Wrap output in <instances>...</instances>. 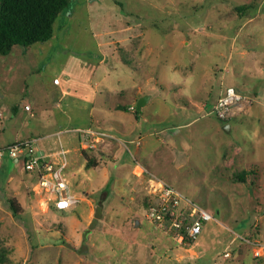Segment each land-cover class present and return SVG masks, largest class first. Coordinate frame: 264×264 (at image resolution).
I'll use <instances>...</instances> for the list:
<instances>
[{
	"label": "rangeland",
	"instance_id": "1",
	"mask_svg": "<svg viewBox=\"0 0 264 264\" xmlns=\"http://www.w3.org/2000/svg\"><path fill=\"white\" fill-rule=\"evenodd\" d=\"M100 51L107 68L92 78ZM97 82L119 92L106 104L123 116L90 117ZM227 87L254 104L224 123L208 112ZM59 94L70 120L52 113ZM140 95L150 100L137 111ZM53 119L97 120L111 141L69 155L77 202L67 212L46 209L21 166L0 160V264H260L251 245L264 241V0H71L50 41L0 56V149ZM150 181L212 216L191 247L146 219Z\"/></svg>",
	"mask_w": 264,
	"mask_h": 264
},
{
	"label": "built area",
	"instance_id": "2",
	"mask_svg": "<svg viewBox=\"0 0 264 264\" xmlns=\"http://www.w3.org/2000/svg\"><path fill=\"white\" fill-rule=\"evenodd\" d=\"M253 104V100L242 96L236 89L227 87L221 90L208 115H213L218 121L225 123L237 111L250 108ZM25 110L29 108L26 107ZM76 133L85 146L84 149L95 148L99 141H111L108 135L91 128L76 130ZM37 143V139H29L8 145L0 149V160H12L14 164L21 166L26 175L34 179L32 191L44 196L42 204L46 209L50 206L58 212H67L75 206L77 200L66 177V153L62 149L59 151L60 162L48 160L39 153ZM149 187L151 199L156 204L148 207V222L155 230L169 237L176 247H191L202 232L203 225L213 220L212 216L159 181H150ZM251 246L252 258L264 264V243H252ZM223 258L229 259L230 253L224 252Z\"/></svg>",
	"mask_w": 264,
	"mask_h": 264
},
{
	"label": "trees",
	"instance_id": "3",
	"mask_svg": "<svg viewBox=\"0 0 264 264\" xmlns=\"http://www.w3.org/2000/svg\"><path fill=\"white\" fill-rule=\"evenodd\" d=\"M70 1L0 0V56L9 55L17 46L28 48L50 41L54 22L69 7ZM10 209L17 215L18 207L12 202Z\"/></svg>",
	"mask_w": 264,
	"mask_h": 264
},
{
	"label": "crops",
	"instance_id": "4",
	"mask_svg": "<svg viewBox=\"0 0 264 264\" xmlns=\"http://www.w3.org/2000/svg\"><path fill=\"white\" fill-rule=\"evenodd\" d=\"M104 55L105 54L101 53V51H100L99 56L98 55L96 56L97 58H100L99 59L100 62H98V65L93 69L94 72L91 74L92 78L94 77V73L95 72L101 71L100 67L103 66V67L107 68V65H104L102 63V60H101L102 57H103V60L106 59V57ZM102 71H104V70H102ZM102 75L97 73V76L99 78H101V82L103 81V79L107 82V80L110 78V73L107 72L105 74L103 73ZM53 81H54L53 82V86L54 87H59L60 86L57 79H54ZM91 84L92 83H90V85ZM96 84H97V87L99 88V83L97 82ZM95 87H96V85H95ZM110 91H111V88L107 87V86H105V87L103 86L102 88H99L98 92H97V90H93L92 100H95L97 95H99V96L102 95V98H99V99L97 98L95 101H93V102H95L94 105H91L89 108H87V112H88V114L90 115L91 118H93L95 116H100L103 119H106L109 116V113L112 112V109L116 110V107L112 108V106H108L106 104V102L109 101L110 94L116 95L119 92H116V91L110 92ZM220 92H219V94H220ZM219 94H218V96H219ZM142 96L143 95H140L138 98H143ZM218 96H217V98H218ZM62 97H63V95L59 94L58 98L56 99L58 101H56V103H54L55 105L52 104V108L55 109V111L52 112V113H54V114H55V112L59 113L60 107H61V105H60L61 102L64 103V106H66V101L67 100L64 102ZM148 100H150V99L148 98ZM137 102H138V100L135 101V103H137ZM78 108H80V107H78ZM60 113H61V116H60L61 120H70V117H68L67 115H64L65 111L64 112L60 111ZM117 113H120V115L123 116V113H121L119 111H117ZM29 115H32V114L30 113ZM35 115H36V113H34V110H33V115H32L33 118H34ZM111 115H112V113H111ZM90 122L91 123L88 124L87 127L80 128V127H72L71 124H66V123L63 124L62 121L60 122V120H58V119L57 120L53 119V121L51 123L48 122L45 125L43 124L44 127H42V128H43V131H45L44 134L40 135L41 133L39 132L40 134L32 135V137L27 138V140H29V139H37L38 140L37 148H38L39 153L41 155L47 157L48 160H51V161H56V162H60L61 161V157L59 155V151L62 149L66 153L64 158L66 160V164L68 165L71 162L70 158H72L69 155H71L73 152H76V153L79 152L80 153V151L81 152H86V151L90 150V149H84L85 146L80 141V138H79L78 134L76 133V130H84V129L92 128L93 130H96V131L102 132V133H104L106 135H109V134L105 133L104 131H100V129L98 127H94L93 123L94 122L98 123L97 120L96 121L91 120ZM51 125H53V126H51ZM117 125L119 126V125H122V124L121 123H117ZM228 128L230 130L229 126H228ZM33 134H36V133H33ZM16 141H18V140H16ZM16 141H13L12 144L14 142H16ZM107 142H110V140L99 141L96 144V147L98 145H102V144L107 143ZM67 167L68 166H66V170H67ZM66 175H67V173H66ZM67 180H68V178H67ZM68 184H69L70 190L72 192L69 180H68ZM259 220L263 221L264 218H259ZM242 240H244V239H242ZM257 243H264V241L263 242L260 241V242H257ZM251 258H252V248H251ZM252 261H253V258H252ZM254 261L258 262L260 264H263L261 261H256V260H254Z\"/></svg>",
	"mask_w": 264,
	"mask_h": 264
},
{
	"label": "water",
	"instance_id": "5",
	"mask_svg": "<svg viewBox=\"0 0 264 264\" xmlns=\"http://www.w3.org/2000/svg\"><path fill=\"white\" fill-rule=\"evenodd\" d=\"M147 100H148L147 97H143V98H141V99L137 102V104H136V110H137V111H140L141 107L145 105V103L147 102ZM223 130H224L225 132H228V130H229L228 125H225L224 128H223Z\"/></svg>",
	"mask_w": 264,
	"mask_h": 264
}]
</instances>
